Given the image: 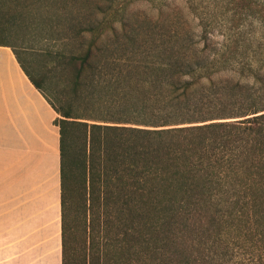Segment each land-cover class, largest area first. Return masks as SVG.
<instances>
[{"label": "trees", "instance_id": "trees-1", "mask_svg": "<svg viewBox=\"0 0 264 264\" xmlns=\"http://www.w3.org/2000/svg\"><path fill=\"white\" fill-rule=\"evenodd\" d=\"M12 1L7 28L62 2ZM230 5L216 46L162 8L88 24L54 55L62 264H264V0Z\"/></svg>", "mask_w": 264, "mask_h": 264}, {"label": "crops", "instance_id": "crops-1", "mask_svg": "<svg viewBox=\"0 0 264 264\" xmlns=\"http://www.w3.org/2000/svg\"><path fill=\"white\" fill-rule=\"evenodd\" d=\"M57 112L0 46V264H62Z\"/></svg>", "mask_w": 264, "mask_h": 264}, {"label": "rangeland", "instance_id": "rangeland-1", "mask_svg": "<svg viewBox=\"0 0 264 264\" xmlns=\"http://www.w3.org/2000/svg\"><path fill=\"white\" fill-rule=\"evenodd\" d=\"M230 1L62 0L58 4L60 10L54 13L47 12L46 9L40 11L45 17H49L42 23L31 21L23 27L17 25L7 28L5 23L15 10L12 0H4V6L0 8V35H6L10 39L24 66L41 84L47 99L58 108L62 105V91L69 81L54 55L58 52L69 54L80 49V45L86 42L91 34L87 32L84 34L85 39H81L78 33L88 24L114 22L118 25L132 10L142 17L154 19L163 8L170 19L191 23L196 33H202V23L208 24L210 38L216 46L224 41L229 33L227 24L235 18ZM251 28L255 30V26ZM58 117L60 116L57 114Z\"/></svg>", "mask_w": 264, "mask_h": 264}]
</instances>
